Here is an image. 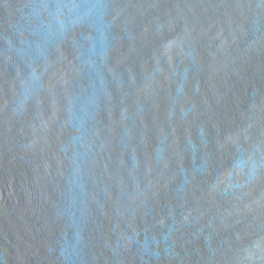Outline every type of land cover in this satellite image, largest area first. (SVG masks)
Returning <instances> with one entry per match:
<instances>
[{"label":"water","instance_id":"obj_1","mask_svg":"<svg viewBox=\"0 0 264 264\" xmlns=\"http://www.w3.org/2000/svg\"><path fill=\"white\" fill-rule=\"evenodd\" d=\"M0 264H264V0H0Z\"/></svg>","mask_w":264,"mask_h":264}]
</instances>
